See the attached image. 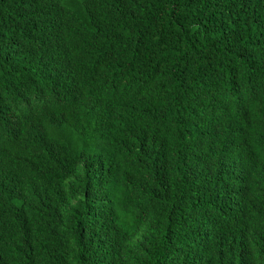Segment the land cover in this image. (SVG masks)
<instances>
[{
  "label": "trees",
  "instance_id": "1",
  "mask_svg": "<svg viewBox=\"0 0 264 264\" xmlns=\"http://www.w3.org/2000/svg\"><path fill=\"white\" fill-rule=\"evenodd\" d=\"M0 264H264V0H0Z\"/></svg>",
  "mask_w": 264,
  "mask_h": 264
}]
</instances>
